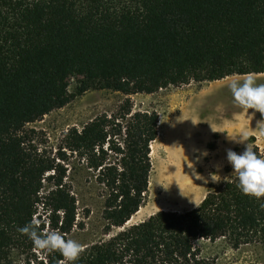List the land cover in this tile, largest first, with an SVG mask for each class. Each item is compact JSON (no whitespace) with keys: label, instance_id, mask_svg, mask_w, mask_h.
<instances>
[{"label":"trees","instance_id":"1","mask_svg":"<svg viewBox=\"0 0 264 264\" xmlns=\"http://www.w3.org/2000/svg\"><path fill=\"white\" fill-rule=\"evenodd\" d=\"M63 61L116 65L122 78L98 88L127 97L70 128L50 157L25 127L74 96L51 70ZM248 73H264V0H0V264H69L17 231L33 219L68 239L84 228L60 162L69 157L102 196V236L74 264H215L197 244L221 238L264 250V198L242 194L235 176L193 209L127 224L146 201L159 123L129 95Z\"/></svg>","mask_w":264,"mask_h":264},{"label":"rangeland","instance_id":"2","mask_svg":"<svg viewBox=\"0 0 264 264\" xmlns=\"http://www.w3.org/2000/svg\"><path fill=\"white\" fill-rule=\"evenodd\" d=\"M51 70L60 81L67 83L68 90L74 96L68 104L27 124L25 129L32 130L30 137L34 146L45 151L47 156L57 157L63 146L64 134L70 128L81 129L95 116L116 111L127 96L118 91L98 88L100 83L122 78V73L116 65L105 62L63 61L55 64ZM255 75L259 82L264 83V73ZM243 76L231 75L220 80L205 82L190 81L181 86H168L151 94L129 95L133 110H154L159 115L158 135L151 144L152 170L149 176L148 192L146 201L141 207L142 210L144 208L148 210L146 213H136L130 223L143 221L159 211L182 212L193 209L200 204L209 191L217 189L225 181L234 177L233 169L226 160V151L221 148H231L240 153L244 146L230 138H235L241 132L247 131L253 147L257 146L262 150L264 136L254 130L257 121L262 119L261 114L255 112L253 115L254 110H242L236 106L226 86L231 79ZM84 84L89 85V88L83 94H77ZM191 120L196 124H193ZM180 122L190 126V129L186 128L197 135L193 136L194 140L196 139L193 146L187 148L191 151L194 160H199L201 152L206 151L210 158H205L203 162L213 164L204 166L203 169L195 167L193 183L190 187L192 191L189 190V194H179L176 197L175 191L170 192L163 186L162 183L165 182L161 176L164 177L167 165L171 163L169 160H173L175 164V150H171L168 145L169 139L172 138L171 131L174 128L177 130L182 124ZM204 128L206 130L213 128L214 131L212 130L211 133L208 131L210 136L214 135L212 142L211 137L204 134ZM219 133L223 138L222 144L214 140L219 138ZM67 155L69 157L68 152ZM60 162L67 169L65 180L72 183L73 192L77 198V219L84 224V228L76 229L70 239L76 240L81 245L95 241L102 236L103 222L101 219L102 196L98 185L93 182V172L86 170L82 166L83 163L75 157H69ZM155 206L157 208L154 209ZM197 245L201 248L202 255L215 264L264 263V250L253 244L233 249L225 239L221 238L216 241L203 240Z\"/></svg>","mask_w":264,"mask_h":264},{"label":"clouds","instance_id":"3","mask_svg":"<svg viewBox=\"0 0 264 264\" xmlns=\"http://www.w3.org/2000/svg\"><path fill=\"white\" fill-rule=\"evenodd\" d=\"M226 86L236 106L242 110H254L253 115L255 112L261 114L262 119L257 121L254 130L264 136V83L259 82L255 74L248 73L242 78L231 79ZM193 124L196 123L193 122ZM230 139L244 146L240 153L231 148L226 149V160L236 177V187L242 194L249 197L257 200L264 198V158L257 155L247 131ZM213 176L214 174L212 179ZM260 208L264 209V203L260 204ZM39 223L33 219L22 227H18L17 231L28 237L34 249L59 252L65 261L74 264L83 250L82 245L76 240L66 238L58 231L41 230Z\"/></svg>","mask_w":264,"mask_h":264},{"label":"bare ground","instance_id":"4","mask_svg":"<svg viewBox=\"0 0 264 264\" xmlns=\"http://www.w3.org/2000/svg\"><path fill=\"white\" fill-rule=\"evenodd\" d=\"M180 123H182V122H180ZM186 127L189 128L190 126H187V124L184 125V123H182L181 126L179 128H177V130L174 128L175 130L173 129L171 131L172 138L169 139V145L168 146L171 148V150H175V164H173V160H169V161H171V163L169 164V166L167 165L168 168H167V171H166L164 177L161 176V178H163L164 182H165V183H162V184H164L163 186L167 187L170 192H174L175 191V194H174L175 196L176 195L178 196L179 194H189L190 187L192 186V183H193V176H194V173H195V170H196L195 167H197L199 169H203L204 166L205 167L207 165L211 166L213 164L212 162H211L212 164L211 163L210 164H206L205 162H203V160L205 158H210L209 154L206 151H204V152L202 151L201 152V154H200L201 157L199 156V160H194V158L192 157L191 151L188 150L189 149L188 147H191V145L196 141V139L194 140V137H193L196 134H195V132L192 133V131L189 130L190 128L187 129ZM207 140H209V139L207 138ZM153 151H154V147H153ZM205 153H206V155H205ZM217 153L219 155V151ZM151 155H152V152H151ZM157 171H159V170H157ZM160 175H161V173H160ZM162 175H163V173H162ZM203 179H205V178H203ZM190 191H192V190H190ZM167 196L169 197L170 195H167ZM153 208L155 209V208H157V206H155ZM147 210H148L147 208L146 209L144 208L143 210L141 208L137 213H139V212L146 213Z\"/></svg>","mask_w":264,"mask_h":264},{"label":"crops","instance_id":"5","mask_svg":"<svg viewBox=\"0 0 264 264\" xmlns=\"http://www.w3.org/2000/svg\"><path fill=\"white\" fill-rule=\"evenodd\" d=\"M208 131H209L210 133L212 132V130H210V129L206 130V129L204 128V134H207L208 136H210V134H209ZM218 135H219V138H218V139H214V140H215V142H217V143H219V144H220V143L222 144L223 138L221 137V134H220V133H219ZM213 136H214V135H213ZM213 136H210V137H211V139H210L211 142H212V137H213ZM221 149H223V150L226 151L227 148H221Z\"/></svg>","mask_w":264,"mask_h":264},{"label":"water","instance_id":"6","mask_svg":"<svg viewBox=\"0 0 264 264\" xmlns=\"http://www.w3.org/2000/svg\"><path fill=\"white\" fill-rule=\"evenodd\" d=\"M129 222H130V221H128V223H127V224H129Z\"/></svg>","mask_w":264,"mask_h":264}]
</instances>
